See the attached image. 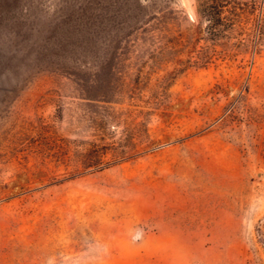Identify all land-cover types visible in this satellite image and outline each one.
I'll list each match as a JSON object with an SVG mask.
<instances>
[{
    "label": "rangeland",
    "instance_id": "374dc122",
    "mask_svg": "<svg viewBox=\"0 0 264 264\" xmlns=\"http://www.w3.org/2000/svg\"><path fill=\"white\" fill-rule=\"evenodd\" d=\"M0 264H264V0H0Z\"/></svg>",
    "mask_w": 264,
    "mask_h": 264
},
{
    "label": "trees",
    "instance_id": "16d2710c",
    "mask_svg": "<svg viewBox=\"0 0 264 264\" xmlns=\"http://www.w3.org/2000/svg\"><path fill=\"white\" fill-rule=\"evenodd\" d=\"M96 151H97V153H98L99 156H100V154H99L100 152L103 153V151H100V149H98Z\"/></svg>",
    "mask_w": 264,
    "mask_h": 264
}]
</instances>
